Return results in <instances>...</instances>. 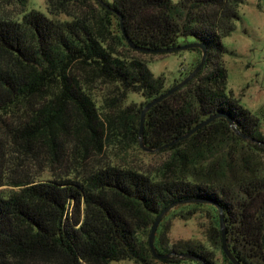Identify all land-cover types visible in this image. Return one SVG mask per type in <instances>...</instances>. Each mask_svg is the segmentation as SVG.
I'll return each instance as SVG.
<instances>
[{
  "label": "trees",
  "instance_id": "obj_1",
  "mask_svg": "<svg viewBox=\"0 0 264 264\" xmlns=\"http://www.w3.org/2000/svg\"><path fill=\"white\" fill-rule=\"evenodd\" d=\"M243 1L46 0L53 17L35 8L18 18L0 12V264H233L222 249L219 209L234 258L264 264V134L259 117L227 92L222 61V37L233 31ZM126 37L149 49L206 47L200 70L145 112V146H164L209 116L224 115L162 147L170 156L155 174L108 156L140 145L144 106L187 77L202 50L187 48L198 57L166 87L146 60L128 55L165 53L131 48ZM180 37L193 41L180 44ZM98 84L112 86L101 103ZM129 92L144 101L123 105ZM172 204L154 245L175 255L157 259L150 229ZM171 212L183 220L204 216L222 262L201 241L170 243Z\"/></svg>",
  "mask_w": 264,
  "mask_h": 264
},
{
  "label": "rangeland",
  "instance_id": "obj_2",
  "mask_svg": "<svg viewBox=\"0 0 264 264\" xmlns=\"http://www.w3.org/2000/svg\"><path fill=\"white\" fill-rule=\"evenodd\" d=\"M111 1V0H109ZM177 1V0H174ZM27 6L22 7L12 0H0V12L5 16L18 18L24 8H35L46 15L50 14L46 0H27ZM239 18L234 20L233 31L222 37L226 51L222 61L227 71L226 90L239 100V103L260 119V130L264 134V0H244L238 6ZM57 18H69L65 13H59ZM179 43L192 42V37H180ZM120 52L127 53L123 46ZM128 55L146 60L149 70L155 75L165 77V85L169 87L180 78V69L190 67L198 54L194 50L182 49L165 54H150L140 51ZM112 86L98 84L96 87L97 102L101 103L104 95L109 94ZM144 98L138 93L129 92L123 105L141 103ZM156 149V148H155ZM148 151L139 145L132 144L128 149L118 154L110 153L108 160L115 165L131 167L147 174H155L158 167L170 156L168 151L160 149ZM1 188H8L3 186ZM168 213L165 220L169 221L166 237L170 243L180 239L201 241L213 250L217 262L221 263L219 248H214L207 240L205 230L207 220L202 215L183 220ZM109 264H138L134 261H112ZM181 264H195L185 260Z\"/></svg>",
  "mask_w": 264,
  "mask_h": 264
},
{
  "label": "water",
  "instance_id": "obj_3",
  "mask_svg": "<svg viewBox=\"0 0 264 264\" xmlns=\"http://www.w3.org/2000/svg\"><path fill=\"white\" fill-rule=\"evenodd\" d=\"M121 20V19H120ZM122 27V26H121ZM123 31V30H122ZM126 41L129 44V46L131 48H134L136 50H144L147 52H155V53H170L173 51H178V50H182V49H187V48H191V47H199L202 50V55H201V59L199 64L193 69V71H191V73L185 77L184 79H182L179 83H177L176 85H174L173 87H171L170 89H168L166 92L162 93L161 95L155 97L153 100H151L150 102H148L143 110L141 111V119H140V127H139V144L141 146V148L148 150V151H152L155 148L152 147H147L145 146L143 140H142V128H143V122H144V116H145V112L154 104H156L157 102H159L161 99H163L164 97H166L167 95L173 93L174 91H176L178 88L182 87L183 85H185L202 67L205 58H206V47L205 45L201 44V43H188V44H184V45H179V46H174V47H169V48H153V49H149V48H143V47H139L136 44H134L129 38L126 37ZM218 116H224L221 113L218 114H214L209 116L207 119L201 121L200 123H198L197 125H195L193 128H191L188 132H186L185 134L181 135L180 137L176 138L174 141H171L170 143L161 146V147H156V149H161L162 147H167L172 145L174 142L182 139V138H186L188 137L190 134H192L193 132H195L197 129H199L200 127L206 125L207 123H209L210 121H212L214 118L218 117ZM227 120L229 122V124L231 125V127L235 130V132L245 138V139H250L246 134H243L241 132H239L236 127L233 125V121L227 117ZM155 149V150H156ZM174 206V204L168 206L167 208H165L163 211H161V213H159V215L157 216V218L155 219L154 223L151 226L150 229V233H149V237H148V244L150 247V250L153 254V256L157 259H165V258H169L175 255L174 252L172 253H159L154 245V239H155V233L157 230V227L162 219V217ZM219 228L221 231V236H222V249L225 252V254L227 255V257L233 262V264H240L232 255V253L230 252V250L227 247V243H226V227H225V222H224V217H223V212L222 209H219ZM263 244H264V238H263ZM181 258H190V259H194L197 261H201L198 257L194 256V255H189V254H182L180 256ZM204 264V263H203Z\"/></svg>",
  "mask_w": 264,
  "mask_h": 264
}]
</instances>
